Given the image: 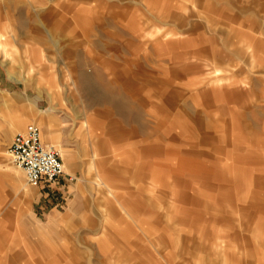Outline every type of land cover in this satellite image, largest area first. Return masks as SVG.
I'll use <instances>...</instances> for the list:
<instances>
[{
    "label": "rangeland",
    "instance_id": "374dc122",
    "mask_svg": "<svg viewBox=\"0 0 264 264\" xmlns=\"http://www.w3.org/2000/svg\"><path fill=\"white\" fill-rule=\"evenodd\" d=\"M0 33V264H264V0H0ZM51 99L75 180L36 187L10 119Z\"/></svg>",
    "mask_w": 264,
    "mask_h": 264
},
{
    "label": "crops",
    "instance_id": "0c3cea01",
    "mask_svg": "<svg viewBox=\"0 0 264 264\" xmlns=\"http://www.w3.org/2000/svg\"><path fill=\"white\" fill-rule=\"evenodd\" d=\"M166 35H169L167 33ZM3 36V37H2ZM6 38V34L0 33V48L6 49V44L3 43V40ZM68 84V83H67ZM73 85L77 84L81 87L82 91L84 92L88 104L90 106L102 103H108L114 106L116 111H118L123 117L136 121L138 116V108H136L135 104L131 99H129L126 95L117 91L116 87L113 86L112 83L106 82L102 76H94L84 70L78 71L76 80L73 81ZM66 87H68L66 85ZM52 103L48 107L47 110H43L40 105L33 101L32 104V111L28 113L23 107V109L18 110V113L10 120L11 126L15 129L19 126H22L26 120H31L35 114L39 116L40 120H36L35 124H40L43 127L42 130V138L48 145H53L60 150L61 156L64 160L65 170L69 172H73L75 170V165L72 163L71 159L69 158L68 151L63 148V146L59 143L58 137L54 133L53 125L56 119L55 112H56V105L54 101L51 99ZM44 121V122H42ZM45 123V124H44ZM89 125V124H88ZM50 127V130L47 128ZM25 128H23L24 130ZM10 132H6V138L10 136ZM127 132H125L119 125L112 124L108 131L105 133L108 137L114 138L113 136H124ZM47 137V138H46ZM110 138V139H111ZM106 140L102 139L97 142L99 145L105 142ZM108 142V141H106ZM59 144V145H58ZM65 153V158L64 154ZM98 156V155H97ZM67 173V172H66ZM69 174V173H68ZM72 175V174H69ZM75 177L74 175H72ZM20 186V185H19Z\"/></svg>",
    "mask_w": 264,
    "mask_h": 264
},
{
    "label": "built area",
    "instance_id": "2783aa9c",
    "mask_svg": "<svg viewBox=\"0 0 264 264\" xmlns=\"http://www.w3.org/2000/svg\"><path fill=\"white\" fill-rule=\"evenodd\" d=\"M8 154L12 162L24 171L31 186L51 185L62 179L68 182L75 180L66 173L59 150L43 141L42 130L37 124H30L14 135Z\"/></svg>",
    "mask_w": 264,
    "mask_h": 264
},
{
    "label": "bare ground",
    "instance_id": "6f19581e",
    "mask_svg": "<svg viewBox=\"0 0 264 264\" xmlns=\"http://www.w3.org/2000/svg\"><path fill=\"white\" fill-rule=\"evenodd\" d=\"M3 37V36H2ZM51 128L50 127H48L47 128V130H50ZM47 138V137H46ZM48 145V144H47ZM59 145V144H58ZM50 146H53V145H50ZM55 147V146H54ZM57 148V147H56ZM58 149V148H57ZM59 150V149H58ZM59 152H60V150H59ZM61 154V153H60ZM64 155V158L66 157L65 156V153L63 154ZM19 170H21L23 173H24V171L22 170V169H19ZM17 173H19V171H17ZM21 174V173H20Z\"/></svg>",
    "mask_w": 264,
    "mask_h": 264
}]
</instances>
